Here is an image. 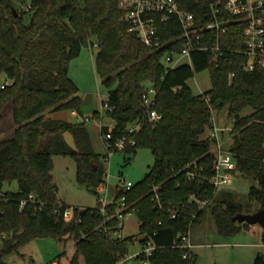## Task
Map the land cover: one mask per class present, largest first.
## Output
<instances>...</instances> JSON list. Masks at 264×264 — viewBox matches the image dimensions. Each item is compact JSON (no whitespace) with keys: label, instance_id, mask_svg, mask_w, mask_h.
I'll list each match as a JSON object with an SVG mask.
<instances>
[{"label":"trees","instance_id":"obj_1","mask_svg":"<svg viewBox=\"0 0 264 264\" xmlns=\"http://www.w3.org/2000/svg\"><path fill=\"white\" fill-rule=\"evenodd\" d=\"M20 1L0 0V75L10 80L0 86V122L4 109L11 105L15 125L13 136L0 141V189L13 181L19 185L18 191H6L7 198L0 201V231L8 235L0 245V264L36 238H73L76 251L70 264H83L82 259L85 264H116L135 241L133 236L115 237L117 219L104 216L99 205L84 212L73 207L74 218L66 221L64 213L72 207L58 197L52 173L54 156L65 155L75 159L81 184L98 192L106 182V170L98 163L85 122L47 115L65 110L83 115L80 89L70 77L69 66L90 46L91 38L99 47L95 68L108 89L103 105L108 104L105 113L114 122V140L126 136L125 152L149 148L155 157L145 177L124 193L137 208L140 234L150 235L157 245L154 263H197L194 250L185 257L184 249L176 244L207 208L221 235L253 230L254 224L233 217L247 213L245 208L248 213L264 209V68L246 69L241 21L226 15L230 21L219 36L225 49L222 54L194 51L191 63L167 73L163 55L184 44L176 20L161 25L163 45L151 48L130 31L119 0ZM191 2L186 8L199 14ZM208 33L213 44L216 30ZM206 69L212 87L195 94L188 80ZM147 83L158 89L154 109L161 115L159 120H151L144 104ZM223 109L232 119L233 142L228 151L236 161L233 173L258 182L251 186L246 202L234 191H218L210 183L215 152L213 141L205 135L214 126V111ZM94 117H100V112L95 111ZM132 127L138 129L130 132ZM65 132L75 137L77 151L66 142ZM155 186L159 187L156 192ZM157 192L165 209L155 207ZM30 194L35 200L20 210L21 201ZM122 195L117 192L116 200ZM254 201L260 207L252 210ZM171 206L178 208L177 218L170 216ZM115 209L116 202L110 214ZM261 239L264 243V225ZM254 264H264V253H257Z\"/></svg>","mask_w":264,"mask_h":264},{"label":"rangeland","instance_id":"obj_2","mask_svg":"<svg viewBox=\"0 0 264 264\" xmlns=\"http://www.w3.org/2000/svg\"><path fill=\"white\" fill-rule=\"evenodd\" d=\"M20 3L21 1L18 0ZM29 3V0H26ZM95 42V38H91ZM99 50L98 46H85L80 55L71 60L69 66L70 77L79 86V95L82 100L83 115L78 117L71 111H58L47 113L48 117L53 119H64L71 122L82 121L84 117H93L95 111L101 113L100 117H93L91 121L85 122L90 133V138L94 150L98 154V163L101 168L106 170L105 186H108V199L112 200L116 193L121 179L131 181L133 184L141 181L150 168L155 163V157L149 148H138L135 153L125 151H114L109 156L100 134V123L106 125L113 124V120L105 113L103 101L108 98V89L103 84L102 78L97 74L95 68V58ZM184 62L189 63L185 58ZM5 74L0 75V86L7 80ZM188 85L195 94H201L212 87L210 71L208 69L198 72L188 80ZM10 106L4 109L3 119L0 122V141L8 139L13 135L15 125L13 118L10 117ZM218 127L232 126V119L227 109L214 111L213 114ZM210 132L207 130L205 137ZM221 142L223 148L228 150L233 142L230 130L221 132ZM215 151V146L212 143ZM130 159V161L128 160ZM53 176L58 187V197L67 205L79 208H95L100 206L99 193L93 189L81 184L77 179V164L73 157L65 155H55ZM253 185L258 182L249 177H244L240 173L231 177V184L228 187H222L218 191L230 189L237 193L242 201L247 200V194ZM17 181L5 183L4 191H18ZM252 210L260 207L259 202H253ZM1 211V209H0ZM245 212L249 209L245 208ZM141 221L137 213L126 215L124 227L119 229L115 237L133 236L135 243L130 246L131 251L140 248ZM253 230L243 229L241 232L233 235H221L214 223V219L207 208L200 218L195 222L192 229L194 251L197 253L196 264H254L255 256L258 252L264 253V243L261 239L262 225L260 223L253 225ZM76 251V243L73 238L66 241H59L53 237L36 238L24 245L18 252L7 256L6 264H70ZM85 264L84 259H82Z\"/></svg>","mask_w":264,"mask_h":264},{"label":"built area","instance_id":"obj_3","mask_svg":"<svg viewBox=\"0 0 264 264\" xmlns=\"http://www.w3.org/2000/svg\"><path fill=\"white\" fill-rule=\"evenodd\" d=\"M188 2H191V0H119L122 19L130 24V31L135 32L139 39L151 48H159L163 45L160 35V27L163 23L176 20L180 24L182 29L180 39H182L184 44L180 50H168L163 55L162 62L167 73L177 66L185 64V58H188L189 63H191L194 51H203L205 53L213 51L216 54H222L225 49L219 43V36L220 33L226 32L227 28L224 26V23L227 24L230 21L226 15H230L244 24L243 51L247 56L246 69L250 71L256 67L264 68V0H194L191 4L198 9L199 14L186 8ZM214 30H216V36L213 37V44H210L211 37L208 32ZM90 43V48L92 45L98 46L97 42ZM8 84H10V80L7 79L2 84V87ZM144 90L143 100L145 106L148 108L149 116L151 120H159L161 115L154 109L158 89L154 84L147 83ZM103 107L107 108L108 104L105 103ZM93 117H83L82 121H91ZM213 124L214 126L207 135L215 146L214 175L210 179V183L219 190L231 184V177L234 176L233 170L236 168V161L232 154L223 148L221 142V132L225 130L231 131L232 126L218 127L214 116ZM105 126L108 127L107 131L102 130ZM113 127L114 123L110 125L100 123V134L108 156L114 151H124L128 142L126 136L114 140ZM137 129L138 127H132L129 131L134 132ZM129 141L132 145L135 144V141ZM188 174L190 177L195 176L194 173L188 172ZM133 186L134 184L131 181L121 179L117 192L120 191L123 195L117 200V193L112 200L108 199V186L103 184L98 188L99 211L108 219L115 217L117 219V229L124 227L127 214L135 213L137 210L133 204L127 202L126 194H124L130 191ZM158 189V186L154 187L155 192ZM6 196V191L0 189V201L6 199ZM34 200V194H30L27 199L21 201L20 210L26 206L28 201ZM115 202L116 209L113 214H110V208ZM153 202L155 203V207L161 210L165 209L158 192L155 193ZM169 211L172 218L179 216V210L176 206H171ZM64 214L66 221L72 220L74 218L73 207L68 208ZM1 215L0 211V219ZM117 232L119 230L113 232V234ZM7 236V232L0 231V245L3 244ZM176 246L184 249L185 257L189 251L194 250L195 244L193 242L192 229L180 234V239ZM156 248L157 245L150 235H142L140 248L136 251L129 249L127 253L118 258L116 264H155L152 256Z\"/></svg>","mask_w":264,"mask_h":264},{"label":"water","instance_id":"obj_4","mask_svg":"<svg viewBox=\"0 0 264 264\" xmlns=\"http://www.w3.org/2000/svg\"><path fill=\"white\" fill-rule=\"evenodd\" d=\"M14 11L16 12V9L14 8ZM17 15V12H16ZM64 138L66 142L75 150H78L75 137L70 132L64 133ZM95 168L97 166L95 165ZM84 212V209L83 211ZM234 220L238 222H246L249 224H257L260 223L261 225H264V209H261L255 213H238L233 217Z\"/></svg>","mask_w":264,"mask_h":264},{"label":"crops","instance_id":"obj_5","mask_svg":"<svg viewBox=\"0 0 264 264\" xmlns=\"http://www.w3.org/2000/svg\"><path fill=\"white\" fill-rule=\"evenodd\" d=\"M10 117H12V108L10 107ZM72 112V114H74L75 116L77 115L78 117H80L81 115L78 113V112H76V111H71ZM69 121V120H68ZM13 135H11L10 137H12ZM9 137V138H10ZM54 264H59L58 262H55Z\"/></svg>","mask_w":264,"mask_h":264}]
</instances>
